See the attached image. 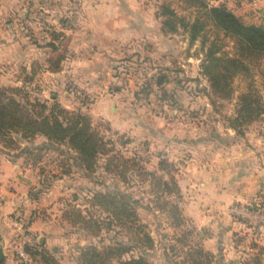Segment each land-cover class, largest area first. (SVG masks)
Wrapping results in <instances>:
<instances>
[{
	"label": "rangeland",
	"instance_id": "rangeland-1",
	"mask_svg": "<svg viewBox=\"0 0 264 264\" xmlns=\"http://www.w3.org/2000/svg\"><path fill=\"white\" fill-rule=\"evenodd\" d=\"M166 1L172 2L180 17L195 20L197 8L187 0H157L158 12ZM207 1L225 3L245 24L264 25V15L250 0ZM21 2L19 10L0 5V86L24 88L32 99L82 111L114 152L103 155L96 169L89 171L79 165L78 152L67 144L50 143L43 136L0 135V151L19 159L22 180L41 177L35 180L37 186L31 185L34 180L24 183L23 189H30L35 200L13 213L14 223L21 215L31 224L34 217L39 219L49 239L39 249H48L62 264H85V251L92 259L95 252L102 255L106 262L98 264H115L119 255L117 250L112 254L111 247L119 245L120 252L129 248L123 259L143 256L151 264H257L255 257L264 247V116L239 128L232 126V118L251 83L264 99V59L254 64L252 76L235 78L229 97L215 93L202 73L206 50L217 38L214 28L206 46L202 38L192 42L180 27L177 32L164 30L171 37L135 41L129 46L131 53L97 55L103 60L88 66L95 56L82 58L72 52V40L53 34L54 25L46 24L50 7L45 0ZM44 31L49 35H36ZM219 36L221 53L235 55V42L223 33ZM34 62L37 68L31 70ZM104 93L115 96L106 106L98 99ZM113 154L130 162H111ZM132 159L138 164L133 165ZM193 159L206 161V167L193 164ZM163 160L170 163L165 171L160 170ZM218 163H238L252 172L244 175L242 188H236L247 195L245 199L228 201L210 212L203 206L204 190L199 184L205 181L204 168L208 176L225 173ZM212 166L216 171L210 170ZM143 170L163 174L170 188L143 175ZM257 180H261L260 192L255 190ZM97 191L130 195L137 201L138 221L111 225L109 213L91 202ZM172 203L178 206L181 220L174 217ZM191 205L205 216H191L187 212ZM78 209L87 219L92 217V223L80 221ZM93 218L102 222L100 230ZM145 233L153 238L152 247L140 239ZM198 248L208 254L197 252ZM260 260L264 264V254ZM34 264L47 263L37 255Z\"/></svg>",
	"mask_w": 264,
	"mask_h": 264
},
{
	"label": "trees",
	"instance_id": "trees-1",
	"mask_svg": "<svg viewBox=\"0 0 264 264\" xmlns=\"http://www.w3.org/2000/svg\"><path fill=\"white\" fill-rule=\"evenodd\" d=\"M197 8V16L193 22L180 17L172 8V2H164L160 6L158 16L163 20L165 31L177 32L180 27L184 28L190 35L192 42L202 38L206 46L210 40L208 33L214 28L217 38L211 41L206 50L202 64V73L208 79L211 87L220 96L229 97L233 92L232 84L239 74L252 76L253 66L257 61L264 59V25L245 24L240 17L234 14L228 6L223 3L214 5L207 0H187ZM233 40L236 44V53L231 56L226 52L221 53L222 47L218 44L219 34ZM264 116V99L251 83L248 91L241 94L237 115L232 118V126L239 128ZM13 133L20 134L23 139L43 136L47 142L67 144L78 152L79 165L86 170L96 169L99 159L103 155L114 152L110 142L97 126H94L91 118L82 111H73L62 106L59 102L50 103L47 100L32 99L29 92L19 87L0 86V135L8 137ZM110 161H123L129 163V159L113 154ZM133 165H137L136 159H132ZM161 171L167 170L170 163L161 161ZM117 166L119 164L117 163ZM143 175L156 179L158 184H163L168 189L170 182L164 179V175L157 172L143 170ZM94 205L101 207L109 213L110 224L122 225L135 223L138 216L135 210L137 201H132L130 195L125 192H101L97 191L91 199ZM174 211V217L180 219L181 213L178 206L170 204ZM80 221L91 222L87 219L84 211L77 210ZM94 219V218H93ZM131 222V223H130ZM93 223L101 229V221L94 219ZM141 240H146L150 246L153 238L145 233ZM43 244L33 246L26 245L28 252L35 258L40 255L47 264H62L48 249H39ZM121 245L111 247L112 254L118 252L119 258L115 264H151L145 257H130L123 259L124 251L129 250ZM255 257L257 264L261 262L264 247ZM197 252L208 254L203 248ZM93 259L88 257V251L83 253L85 264H98L106 262L102 255L93 254ZM252 264V262L245 263Z\"/></svg>",
	"mask_w": 264,
	"mask_h": 264
},
{
	"label": "crops",
	"instance_id": "crops-1",
	"mask_svg": "<svg viewBox=\"0 0 264 264\" xmlns=\"http://www.w3.org/2000/svg\"><path fill=\"white\" fill-rule=\"evenodd\" d=\"M45 1L46 7H50V14L45 17L46 24L49 22L54 25L56 31L53 30V34H57L63 39L72 40L70 44L72 52L81 55L82 58L85 55L93 54L95 58L90 60L89 63V57L87 61H84L85 64L88 63V66L94 64L97 60H103L97 55H113L117 51L120 53L133 52L129 46L135 43V41L143 42L144 40L154 39L157 36L163 38H167V36L171 37V34L164 31L162 20L157 15L158 11L155 7L157 6V0L155 2L150 0ZM250 1L264 15V0ZM23 4L21 0H0L2 7H11L12 10H19ZM152 7L156 9H152ZM64 10L68 11L64 12ZM41 34L49 35L45 31L43 33H36V35ZM52 44L57 43L53 41ZM126 44H128L127 49L124 48ZM46 46H51V43ZM57 46L59 48L60 45L58 44ZM1 52L3 50L0 44ZM32 64L30 66L31 70L37 68L36 62ZM64 64L65 62L63 61ZM114 97V94L104 93L98 99L103 105H108ZM18 161V158H13L12 155L7 156V153L0 151V246L3 247L6 255L2 264H20L16 256V248L20 244V230L13 221V213L20 206L29 205L35 200L33 192L29 191L30 189L28 191L23 189L24 183L27 185L31 183L30 180H34V184L32 183L31 185L37 186L38 180L41 179L37 175H32V177H29L30 179L26 181L22 180ZM196 161V159H193V164L199 163V167L204 164L206 167V161ZM241 163L243 162L241 161ZM217 166L223 169L225 173L221 175L219 172H212L213 175L211 176L210 174L208 176L206 175V168H204V172L201 173L204 175L203 180L205 181L199 184L203 186L204 190L202 197L200 196L204 200L203 206L205 207L206 205V209L210 210V212L223 208L228 201L245 199L247 195L242 190L238 191L236 188L239 186L242 188L241 183L243 182L244 175H249L252 172L251 168L242 170V167L238 163L227 164L225 166L218 163ZM210 170L216 171V167L212 166ZM60 178L61 176L58 179ZM255 182L258 185L255 187V190L260 192L262 188L261 180ZM46 192L45 195H48ZM36 197L40 198V196ZM192 205L187 208L189 210L187 212L194 218L202 219L201 216H205V214L201 212L197 214L195 211L200 209H197L196 205L194 207ZM42 226V222L34 217L30 226V232L34 236L36 235L42 244H46L49 243V239H47V235L42 231L44 230ZM211 240L209 239V242ZM54 246L57 249V246Z\"/></svg>",
	"mask_w": 264,
	"mask_h": 264
},
{
	"label": "built area",
	"instance_id": "built-area-1",
	"mask_svg": "<svg viewBox=\"0 0 264 264\" xmlns=\"http://www.w3.org/2000/svg\"><path fill=\"white\" fill-rule=\"evenodd\" d=\"M30 224V220L22 215L17 223L21 233V241L16 248L17 260L20 264H34V257L26 249V245L33 246L38 244L37 239L30 232Z\"/></svg>",
	"mask_w": 264,
	"mask_h": 264
},
{
	"label": "water",
	"instance_id": "water-1",
	"mask_svg": "<svg viewBox=\"0 0 264 264\" xmlns=\"http://www.w3.org/2000/svg\"><path fill=\"white\" fill-rule=\"evenodd\" d=\"M5 258H6V255H5L4 249L2 246H0V264L4 262Z\"/></svg>",
	"mask_w": 264,
	"mask_h": 264
}]
</instances>
